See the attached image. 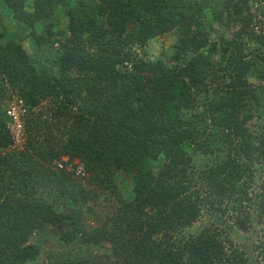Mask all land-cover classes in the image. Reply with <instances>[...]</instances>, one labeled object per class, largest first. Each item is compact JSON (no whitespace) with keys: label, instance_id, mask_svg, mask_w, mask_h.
I'll use <instances>...</instances> for the list:
<instances>
[{"label":"trees","instance_id":"obj_1","mask_svg":"<svg viewBox=\"0 0 264 264\" xmlns=\"http://www.w3.org/2000/svg\"><path fill=\"white\" fill-rule=\"evenodd\" d=\"M27 1L0 0L19 33L0 31V264H36L30 238L45 229L96 251L41 264H247L219 220L247 232L252 210L264 218V178L250 193L264 167V0ZM61 4L66 28L43 24ZM216 28L233 32L211 39ZM170 32L169 64L139 57ZM12 103L26 111L20 149ZM87 206L102 218L91 230ZM203 210L210 222L188 234Z\"/></svg>","mask_w":264,"mask_h":264},{"label":"rangeland","instance_id":"obj_2","mask_svg":"<svg viewBox=\"0 0 264 264\" xmlns=\"http://www.w3.org/2000/svg\"><path fill=\"white\" fill-rule=\"evenodd\" d=\"M70 1V0H69ZM88 5L92 6L94 5L93 3H97L96 0H87ZM92 3V4H91ZM252 3V2H251ZM250 7L252 11L257 10L256 4H251ZM2 4L0 3V7ZM32 8V0L27 1L26 3V10H31ZM58 11L56 12V15L49 20H45L42 22L43 24L47 22H53L56 24L55 28L64 30L67 25V18H66V12H65V6L63 4L58 6ZM187 8V7H186ZM186 11H189L186 9ZM7 15L9 17L10 15ZM207 21H211V16L209 12H207V16H205ZM259 25V24H258ZM260 26L264 27V18H261V24ZM38 30L41 29V25H38ZM217 27V26H216ZM135 28V25L132 23L127 24V31L131 32ZM217 31L211 35V39H215L218 36L222 35L224 37H229L232 35L233 29H222V28H216ZM0 31L4 35L3 42H5L8 39L15 40L13 39L14 37L18 39L19 33L9 26L8 22L4 20L3 22L0 21ZM176 33L175 32H170L162 37H157L152 40H150L145 47L141 50V54H139L140 58H143L145 60H155L158 58H162L165 64H169V57L173 53V44L176 41ZM24 47L27 49L29 54H32V50L30 49V46L28 45V42H24ZM144 51L145 54L142 52ZM227 54L226 53H218L216 59L217 61L224 63L226 60ZM45 65L47 66V71L52 74L56 75L57 74V68L53 66L50 63H46ZM250 83L258 84V82L254 79L249 80ZM15 103V102H14ZM12 103L10 106L13 105V107L17 110L19 115L21 116V112H26V111H19L18 107ZM50 101L46 100L43 101L38 108L36 109H41L42 111H45L46 108L49 107ZM13 145L12 148H22L24 139H23V127H22V140L21 139H16L12 138ZM163 162V158L159 157L158 162L155 164V171H157L161 164ZM254 176H255V181L254 183L251 184L250 186V193H254L258 191V188L260 186L261 181L264 178V167L255 164L254 165ZM128 179L123 175L121 176L120 181L117 182V185L119 188H122V194L126 197L128 194ZM252 223L251 227L247 232H241L238 231L237 229H232L229 228L230 222L227 221L224 218H221L220 224L222 226V229L227 231L229 233L230 238L232 239L234 245L238 247L245 255L247 264H264V218H259L257 216L256 209L252 210ZM212 212V211H211ZM99 210L94 209L91 206H87L86 208V227L88 230L93 229L96 227L101 221V215L99 214ZM212 213L207 212L206 210H203V214L201 218L192 226V228H189L187 230L188 234H193L201 226H205L208 224L211 220V215ZM217 215V214H216ZM30 242L36 243L40 246V256L36 262V264H41V263H46V255L50 254L52 257L57 260V261H64L67 260L68 258L71 259H77L79 257H82L84 255H87L90 252H95L96 248L92 245H83L79 249H76L74 251H69L66 249H63L60 244H57L56 242L53 241L52 235L48 229L41 230L38 232H35L31 238ZM73 253V254H71Z\"/></svg>","mask_w":264,"mask_h":264},{"label":"built area","instance_id":"obj_3","mask_svg":"<svg viewBox=\"0 0 264 264\" xmlns=\"http://www.w3.org/2000/svg\"><path fill=\"white\" fill-rule=\"evenodd\" d=\"M7 115L11 121V124L9 125L10 131H11V135L12 138H16V139H21L22 140V124L20 122L18 113L16 111V109L14 107H11L8 111H7ZM75 173L76 175L80 176V177H84L85 173L83 171V167L81 165H78L75 168Z\"/></svg>","mask_w":264,"mask_h":264},{"label":"clouds","instance_id":"obj_4","mask_svg":"<svg viewBox=\"0 0 264 264\" xmlns=\"http://www.w3.org/2000/svg\"><path fill=\"white\" fill-rule=\"evenodd\" d=\"M11 107H13V105H12ZM11 107H10V108H11ZM15 107H16V106H15ZM10 108H9V109H10ZM16 111H17V110H16ZM17 113H18V112H17ZM18 116H19V119H20V115H19V113H18ZM20 122H21V120H20ZM21 124H22V123H21Z\"/></svg>","mask_w":264,"mask_h":264}]
</instances>
